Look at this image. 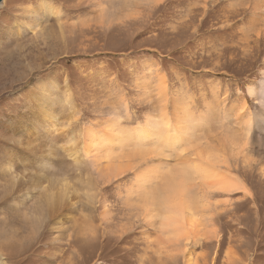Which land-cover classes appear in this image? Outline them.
Here are the masks:
<instances>
[{
  "label": "rangeland",
  "instance_id": "rangeland-1",
  "mask_svg": "<svg viewBox=\"0 0 264 264\" xmlns=\"http://www.w3.org/2000/svg\"><path fill=\"white\" fill-rule=\"evenodd\" d=\"M43 2L52 13L41 21L26 13ZM13 28L0 36V264H264V143L238 118L258 111L247 89L264 74V0H3L0 34ZM36 109L83 146L80 168L64 152L49 156L47 175L76 189L57 228L23 221L34 201L12 209L2 196L9 169L22 173L26 139L13 124ZM86 130L120 135L123 174L95 171L107 158L85 156ZM240 137L248 149L233 152L226 141ZM216 148L213 177L197 178L190 166L216 159ZM177 173L189 179L181 200L197 213L170 231L161 215L166 198L179 199Z\"/></svg>",
  "mask_w": 264,
  "mask_h": 264
},
{
  "label": "bare ground",
  "instance_id": "bare-ground-1",
  "mask_svg": "<svg viewBox=\"0 0 264 264\" xmlns=\"http://www.w3.org/2000/svg\"><path fill=\"white\" fill-rule=\"evenodd\" d=\"M50 6L47 7V3H44L40 8L27 9L26 13L27 14H32L35 20H40L41 21V17L43 16V10L45 12L46 9H47L48 10L47 13H52V9L50 8ZM252 22H254V21H252ZM21 26H20V28L22 29L23 27H21ZM15 31H16V28L9 29V30H3L2 33L0 34V36H4V35L5 36H11V35L14 34ZM257 47H259V46H257ZM261 78L262 79L258 82V84L256 86L254 85L255 87L254 86H249L248 89H247L248 94L251 97V100H252V98H255L256 101H258L257 102L258 111H252L251 113L241 114V115H239V116L237 115V116L241 120L243 117H245L247 115L248 116V123L246 125L247 131H248L247 136L249 135V133L251 131L256 130L259 133V135H260V139L264 143V135H263L264 134V74H263V77H261ZM66 99L68 100V101L66 100L67 103H68L69 99L68 98H66ZM72 101H74V99H72ZM67 108H68V106H67ZM112 126H113V123H112ZM147 127H150V125L147 126ZM151 127H150V132L147 133V134L150 135V137L157 131V130L155 131V128L153 129V126H151ZM172 127H173V125H172ZM189 127H192V125H190ZM252 127H253V129H252ZM13 129L17 132V134L18 133L20 134L19 136H21V138H22V135H23L25 137V139H26V143L25 144H23V145L20 144L22 147H20L19 148V152L16 153V161H15V162H17L18 167L21 168V172L22 173L21 174L13 173L14 172L13 171V167H11V169H9L11 171V173H9V175H8L10 184H7V185L9 186V188H8V186L6 187V189L8 191L4 190L5 193L2 196L4 198H6V199L7 198L9 199V201L7 202V205L8 206L12 205V209H14V208L16 209V207H14L15 206L14 204H16V205H24L26 202L34 201L36 203V205H35V208H34L33 212H31V214H27L26 213L23 216V221H26L28 218L35 219V220H41V221L43 220L45 225L46 224H48V225L51 224V225H54L56 227L57 225L60 224L59 220H60V217H61V212L63 211L65 206H68L69 203L72 201L71 198H72L73 194H76V189L73 186H71L72 182L70 183L68 181V179H64L65 178L64 176H63V179H61V177L60 178L56 177V176L55 177H51V176L47 175L46 171L53 167L50 164L49 156H50V154H54V153L56 154L59 151L64 152L71 159L70 165H72V167H74V168H80L81 165L85 166V165H83L85 159L81 155L83 146H80V144L77 145L76 143H72V139L69 138V136H70L69 132L65 133V131H63L61 129V127L58 124V122L56 120H53L52 118H50V116L46 112H44L42 110H37L36 109V111L34 113H32V112L30 113L29 112L28 114L23 115L21 118H19L18 122L13 124ZM195 129L196 128H193V129L190 128L187 131L185 130L186 131L185 133L187 135L190 134V136L192 138V136L196 132ZM119 130H120V128H116V130H115L116 133H119L118 132ZM108 131H109L108 133H106L105 131L103 133H100V131L86 130V132H85L86 139L88 137H89V139H88V143L85 142V144H83L84 145V149L86 150L85 156H90L93 153H95L96 154L95 157H98L99 154H101V153H103L105 151L107 160H106V162L103 165L102 164H99V165L95 164L94 165L95 166V171L97 172V171H101L102 169H104L105 170L104 172H106L108 175H113L111 173H113L115 171L119 172L120 175H121V174H123V171L121 170V168L124 167L127 164V162L124 161L125 160V159H123L124 156L121 157V155L117 154V151H123L122 147L119 146V147L115 148L114 145L117 146L116 145L117 142H115V141L122 142L123 140L120 138V135H119V137H117L116 140H114L115 137L112 136V133L115 132V131H112V130H108ZM116 133H114V134H116ZM143 133L144 132L140 131V133L138 134L140 136V138L141 137L142 138L146 137V135L144 136ZM232 134L233 133L231 132V135ZM109 135H111V137ZM174 135H176V134H174ZM195 136H196V134H195ZM167 137H165L166 140L168 139ZM176 137L177 136H175V138ZM129 138H131V137H129ZM194 138H196V137H194ZM243 140L244 139L242 137H240L237 142H232V140H229V141L227 140L226 142H228V146L231 148V150L233 152L239 151L240 150V146L243 148L242 149L243 151H246L248 149L246 147H248V145L250 144L249 143V137H246V142L245 143H242ZM145 141L147 142V139H145ZM151 142H149V144ZM133 143H135V142H133ZM127 144H129V145L132 144V141H131V143L129 142ZM161 144H163V143H161ZM226 144L227 143H225V145ZM151 146H153V145H151ZM146 147H148V146H145V148ZM217 149L218 148H216L215 150L213 149L214 152L217 153ZM207 150H205L204 153H206ZM207 152L209 153V152H212V151H207ZM220 152H222V151H220ZM84 153H85V151H84ZM222 154H224V153H222ZM215 156H216V154H215ZM114 159H115V161H114ZM210 159H211V157H201V159L199 161H197L193 166H190V167H193L192 170H193V172L196 173L197 178L201 175L202 177H204V179H206L207 177L210 176L209 173H212V171H213L212 168H215L217 165L221 164L220 163L221 162V160H220L221 156H219L218 153H217L216 159L213 158L214 159L213 161H210ZM224 164H226V163H224ZM124 168L127 169L126 167H124ZM81 169H83V168H81ZM133 169L137 170V167L135 166V167H133ZM140 169H142V168H140ZM159 169L160 168L156 169L158 174H159V172L161 173V171H158ZM154 174H155V172H154ZM104 175H105V173H102L103 177H104ZM176 175H177V178L174 180L175 181L174 183H175V186H176L175 195H174V192H173L174 196L173 195L172 196L176 198L179 195L180 197L178 196V198H179V199L177 198L178 200H174L173 199L172 202L169 199L166 198V200H168L167 201L168 205L166 204L164 206V210H163L164 212H162V215H161L162 225L164 226V228H166V230L169 228L170 231L176 230L177 229L176 227L179 224H181V228H183V229H184V226H188V225L191 226L192 223H193V220L187 218L189 220L185 221L184 218L187 217L188 215L191 216V214L195 212L193 206H190V208L192 207V209L188 208L189 207V202L188 203H186V202L184 203L181 200V198L183 197L182 194L185 195L184 192L190 190V189L187 190L189 179L187 177L181 175L180 173H177ZM212 175H214V173H212ZM192 176H193V174H192ZM211 176L209 178H211ZM137 177H140V176L137 174ZM151 178H153V177L152 176H150V177L147 176V178L145 180H143L139 184V186L137 188H140L141 189L140 191H142V189L146 188L144 186H145V184L148 185V183L150 182ZM194 178H196V176ZM88 179H90V178L88 177L85 180V183H86V181H89ZM91 181H93V180H91ZM139 181L140 180L138 178H136V182H139ZM91 184H92V182H91ZM228 187H230V186H228ZM228 187H226V189ZM130 188H132V187H130ZM147 188H148L147 190H149V187H147ZM224 188H225V185L222 187V189H224ZM230 189H232V186L230 187ZM16 190L23 191L22 193L20 192L19 194H17V195H19L18 199H17V197H15L16 194H14ZM140 191H139V193H140ZM156 191L157 190H155V192ZM229 192H231V191H229ZM156 193H158V191ZM141 194H142V197H144V200L145 199H148V201H150L151 199L153 200V197L149 196L148 191H144ZM13 195H15V196L13 197ZM135 195H136V193H135ZM187 196H189V195L186 194V197ZM197 197H199V196H197ZM85 198H86V202H85L84 206H86L85 208H87L89 206V204L92 203L93 201H92L91 197L86 196ZM140 198H141V196H140ZM204 198H206V197H204ZM158 199L159 198H157V200ZM84 201H85V199H84ZM145 202H146V200H145ZM153 202H155V200H153ZM153 202H151L152 203V207H153ZM159 207H160V205L158 206V208ZM3 209H4V207H3ZM184 211H187V212H185L186 214L184 213ZM14 213H17V210L14 211ZM182 213H184V214H182ZM196 213L197 212H195V214ZM182 215H185V217L184 216L182 217ZM181 218H182V220H181ZM194 222H195V220H194ZM1 263L5 264L4 263V259H1Z\"/></svg>",
  "mask_w": 264,
  "mask_h": 264
},
{
  "label": "water",
  "instance_id": "water-1",
  "mask_svg": "<svg viewBox=\"0 0 264 264\" xmlns=\"http://www.w3.org/2000/svg\"><path fill=\"white\" fill-rule=\"evenodd\" d=\"M3 2V0H0V4Z\"/></svg>",
  "mask_w": 264,
  "mask_h": 264
}]
</instances>
